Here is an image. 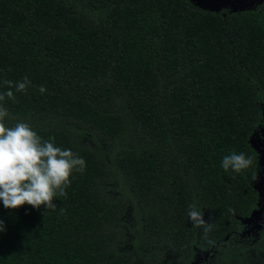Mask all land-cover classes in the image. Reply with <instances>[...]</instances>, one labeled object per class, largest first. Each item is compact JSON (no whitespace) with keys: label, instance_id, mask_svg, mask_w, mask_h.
I'll list each match as a JSON object with an SVG mask.
<instances>
[{"label":"trees","instance_id":"16d2710c","mask_svg":"<svg viewBox=\"0 0 264 264\" xmlns=\"http://www.w3.org/2000/svg\"><path fill=\"white\" fill-rule=\"evenodd\" d=\"M25 76L27 92L0 102L8 123L30 122L86 167L56 210L0 201V264H241L264 253V235H239L264 198V2L0 0V92ZM233 151L254 165L225 171ZM193 203L210 232L188 218Z\"/></svg>","mask_w":264,"mask_h":264},{"label":"clouds","instance_id":"9594fccd","mask_svg":"<svg viewBox=\"0 0 264 264\" xmlns=\"http://www.w3.org/2000/svg\"><path fill=\"white\" fill-rule=\"evenodd\" d=\"M31 81L27 76L22 81H3L8 87L0 92V102L5 97L15 101L12 91L26 93ZM39 91L45 92L44 86ZM8 109L0 103V201L9 209H17L25 204L39 209L56 210L54 200L66 195L74 173L83 172L85 160L70 148H62L55 143V137L44 139L27 121L8 123ZM255 156L244 152H231L223 157L221 167L227 171L241 173L254 165ZM63 211V209H61ZM188 218L194 228L203 227L204 232L212 230V224L204 219V209L193 203L188 209ZM4 222L0 220V232Z\"/></svg>","mask_w":264,"mask_h":264},{"label":"flooded vegetation","instance_id":"af4514ba","mask_svg":"<svg viewBox=\"0 0 264 264\" xmlns=\"http://www.w3.org/2000/svg\"><path fill=\"white\" fill-rule=\"evenodd\" d=\"M232 1H234V0L228 1L226 3L225 0H220L218 7H215L214 10L218 11L222 7H228L231 10L235 11L234 3H232ZM253 5L254 4L248 5L245 8L251 7ZM238 10H240V9H238ZM256 210H257V212L254 214V219L252 220L250 226L245 228L244 232L239 233L240 236L247 237V241L250 244L258 242L259 240L262 239V237L264 235V198L262 199L261 203L258 202V207L256 208Z\"/></svg>","mask_w":264,"mask_h":264},{"label":"water","instance_id":"95a60500","mask_svg":"<svg viewBox=\"0 0 264 264\" xmlns=\"http://www.w3.org/2000/svg\"><path fill=\"white\" fill-rule=\"evenodd\" d=\"M196 4H198L200 7L205 9H211L214 10L215 7H218L220 0H193ZM231 0H225L227 3ZM264 0H234L232 3H234V9L237 11L238 9H244L248 5H252L254 3L261 4ZM264 155V151H263ZM260 191V194L264 196V175L261 177V179L258 182V187ZM257 212V210L253 211L252 216Z\"/></svg>","mask_w":264,"mask_h":264},{"label":"rangeland","instance_id":"374dc122","mask_svg":"<svg viewBox=\"0 0 264 264\" xmlns=\"http://www.w3.org/2000/svg\"><path fill=\"white\" fill-rule=\"evenodd\" d=\"M261 143L264 142V130L261 134ZM262 254L260 257L256 255L255 253L250 254V256L246 259H243V262H240L241 264H264V253H259Z\"/></svg>","mask_w":264,"mask_h":264}]
</instances>
